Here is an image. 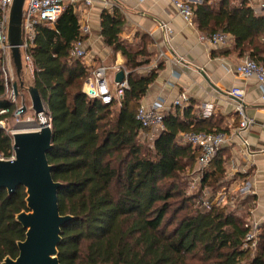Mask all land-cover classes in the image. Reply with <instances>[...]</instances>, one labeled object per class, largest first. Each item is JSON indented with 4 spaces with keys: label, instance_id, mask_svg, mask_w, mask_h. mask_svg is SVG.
<instances>
[{
    "label": "trees",
    "instance_id": "16d2710c",
    "mask_svg": "<svg viewBox=\"0 0 264 264\" xmlns=\"http://www.w3.org/2000/svg\"><path fill=\"white\" fill-rule=\"evenodd\" d=\"M189 5L192 22L202 33L229 34L240 56L264 66V13L255 14L247 0ZM123 26L118 9L102 11L100 35L125 59L127 69L122 95L104 104L82 91L89 69L82 58L70 55L74 43L84 40L73 7H65L52 25H36L31 83L45 104L51 128L47 160L53 180L62 184L59 212L73 217L61 228L59 262L264 264V224L255 228L253 247L246 241L252 227L238 214L250 196L237 202L228 194L225 204L214 203L222 182L228 183L223 188L229 186L223 146L201 173L196 193L186 192L185 180L196 168L200 150L182 135L226 129L190 118V105L175 106L163 114V131L152 141L142 137L148 129L136 119L137 108L162 63L141 74L138 68L150 57L149 40L141 36L136 46L125 42L120 36ZM5 62L0 52V110H7L0 114L2 121L11 119L16 108L7 93ZM12 155L11 133L0 126V157ZM203 190L208 191V209L202 204ZM25 199L23 186L12 194L0 189V264L5 257H17V242L25 238V229L16 221V215L27 210Z\"/></svg>",
    "mask_w": 264,
    "mask_h": 264
},
{
    "label": "crops",
    "instance_id": "0c3cea01",
    "mask_svg": "<svg viewBox=\"0 0 264 264\" xmlns=\"http://www.w3.org/2000/svg\"><path fill=\"white\" fill-rule=\"evenodd\" d=\"M188 1L200 4L203 0ZM262 1L247 0L257 15L264 13ZM72 7L84 35L86 54L82 60L89 69V76L94 69L106 67L107 80L114 87L115 74L119 70L127 74L125 59L120 53L112 52L100 35L101 13L113 7L124 18L120 34L122 40L134 46L141 36L149 40L147 48L150 57L147 63L138 68L141 74L155 69L156 55L165 53V57L157 62V65L162 63V67L157 70L154 82L140 103L160 101L163 111L167 112L174 109L173 101L184 92L188 101L181 107L191 106L190 118L207 119L211 124L217 123L225 128V133L231 136L223 145L229 161L225 173L229 186L218 193L226 191L232 198H236L239 193V200L249 199L250 196L245 206L249 208L251 221L264 224L263 92L254 78L244 79L236 74L235 67L244 56L234 49L233 38L227 34L226 43L219 46L202 40V36L208 35L202 33L195 24L186 23L176 12L171 0H91L90 4H86L85 0H77ZM161 23L173 30L168 41L160 28ZM87 81H84L86 88L90 85V81ZM232 87L243 89L244 96L239 103L245 114L255 121L242 133L248 146L243 145L235 135L240 118L236 111L237 100L229 93Z\"/></svg>",
    "mask_w": 264,
    "mask_h": 264
},
{
    "label": "built area",
    "instance_id": "2783aa9c",
    "mask_svg": "<svg viewBox=\"0 0 264 264\" xmlns=\"http://www.w3.org/2000/svg\"><path fill=\"white\" fill-rule=\"evenodd\" d=\"M77 0H25L23 7V15L21 22V45H20V53H21V61L22 67L30 72L33 75L34 66L32 62V58L30 55V49L33 45L34 38L36 35V25L38 24H47L52 25L58 18V16L62 13L65 7L73 6ZM176 12L182 17V19L189 24H193L192 22V9L189 5L188 0H171ZM12 0H0V52L5 57V65L3 68V72L5 75V84L7 87V91L10 90V100H15V94L12 87L13 83V73L9 66H11V60L8 62V54H10V47L7 41V26H8V15L11 6ZM86 4H90L91 0H85ZM261 7H264V0L261 3ZM160 28L164 31L166 36V41H168L172 37V28L167 24L161 23ZM81 29V28H80ZM82 33V32H81ZM228 35L223 32H216L212 35L202 36L201 39H206L210 44L214 46L223 45L226 43ZM86 54L85 48V40L79 39L77 40L70 50V55L75 58H84ZM165 57L164 52H160L156 55L155 67L157 66V62ZM106 67L100 66L94 69L91 72V75L85 80L87 82L90 81V85L85 87V82L83 83L82 91L90 98H98L104 104H108L112 101L113 97L119 98L123 89L127 87V82L124 80L122 83H115L114 87H111L109 81L106 77ZM235 72L237 75L244 79L254 78L262 88L264 98V66L256 63L249 57H244L235 67ZM263 86V87H262ZM229 93L237 100L236 102V111L239 115L240 121L237 130L235 131V135L238 136L243 143V145L248 146V141L242 137V133L247 130L250 126L255 124L253 118L248 117L245 114L243 106L239 103L244 96L243 89L239 87H232ZM188 101L187 95L182 92L180 93L176 99L173 101V105L175 106H183ZM160 101H154L150 104L140 103L137 112L136 119L141 123L142 127L148 129V131L143 134V138H146L148 141H152L153 138L164 130L163 124V107ZM20 109H16V113L19 112ZM7 110H0V114L6 113ZM30 118L27 119V129L25 130H33L35 127L40 125L41 123L49 124V119L45 116L44 113H40L36 115V122L31 123ZM3 125V121L0 120V126ZM3 127V126H2ZM183 139L189 142L194 148L200 150V156L197 161L196 168L191 172L189 178L191 187L197 189L199 181L201 179V173L207 169L210 161L216 155L217 151L220 147H222L225 143L231 139V136L227 135L224 132H195V133H186L182 135ZM13 155L9 158L11 159ZM1 158V157H0ZM202 197L204 198L202 201L203 206L207 209L210 207V202L206 199V195L208 194L207 190H203L201 192ZM227 202V192L222 191L220 194H217L215 197V204H225ZM251 225L252 230L246 235V241L250 242L251 246L256 245V230L255 228L258 226V223L249 221L247 223ZM246 226V224H245Z\"/></svg>",
    "mask_w": 264,
    "mask_h": 264
},
{
    "label": "water",
    "instance_id": "95a60500",
    "mask_svg": "<svg viewBox=\"0 0 264 264\" xmlns=\"http://www.w3.org/2000/svg\"><path fill=\"white\" fill-rule=\"evenodd\" d=\"M24 3L25 0H12L8 15L7 41L17 77L22 70L19 47ZM125 76V72L119 70L114 76L115 83H122ZM22 85L21 81L18 85L13 82L14 92ZM27 91L34 114L44 113L45 104L37 89L30 86ZM11 136L13 157L0 158V189L12 194L19 186L24 187L27 210L18 213L16 221L25 229V238L17 242V257H5L1 264H61L57 258L61 228L73 217L61 215L58 208V191L62 184L53 180L52 166L47 160L52 147L51 128L45 122L37 130L15 131Z\"/></svg>",
    "mask_w": 264,
    "mask_h": 264
},
{
    "label": "rangeland",
    "instance_id": "374dc122",
    "mask_svg": "<svg viewBox=\"0 0 264 264\" xmlns=\"http://www.w3.org/2000/svg\"><path fill=\"white\" fill-rule=\"evenodd\" d=\"M24 7V6H23ZM8 62L9 60H11V54H8ZM110 61V59H109ZM82 63H84V60L81 61ZM85 65V64H84ZM12 73H13V82H17V85L18 83L21 81L23 83L22 86H18L17 88V92L15 94V100L14 103L16 104V108L13 112V117L11 119H9L8 121H3V127H5L7 129L8 132H10L11 134L15 131H22V130H25L27 129V119L28 117L31 119L30 122L31 123H35L36 122V115L34 114V112L31 110V102H30V97H29V94H28V91L27 89L32 86V75L30 74V72L28 70H26L24 68V66L22 67V70H21V73H20V78L17 77L15 74V68L12 64V60H11V66H9ZM108 78H109V75H108ZM13 84V83H12ZM13 87V86H12ZM112 87V86H111ZM83 88V87H82ZM14 90V89H13ZM8 93V97H10V90L7 91ZM20 94V95H19ZM19 95V97H18ZM18 97V98H17ZM12 101V100H11ZM24 107L25 108V112L21 113V108ZM16 109H20L19 112L20 113H16ZM191 175V173H188L187 177H186V183H187V186H186V192L187 194H194L196 193L197 189L191 187L190 185V180L191 178H189V176ZM222 188L227 186L228 183L226 181H223L222 182ZM222 188L220 187L218 189V191L215 193V197H217V194L219 191L222 190ZM241 194H237L236 196V201H240L239 200V196ZM217 205V204H216ZM238 214L241 216V217H245V219L247 221H251V214L249 212V208H240ZM259 225V224H258Z\"/></svg>",
    "mask_w": 264,
    "mask_h": 264
},
{
    "label": "bare ground",
    "instance_id": "6f19581e",
    "mask_svg": "<svg viewBox=\"0 0 264 264\" xmlns=\"http://www.w3.org/2000/svg\"><path fill=\"white\" fill-rule=\"evenodd\" d=\"M87 87H88V85H87ZM37 129H39V125L37 127H35L33 130H37Z\"/></svg>",
    "mask_w": 264,
    "mask_h": 264
}]
</instances>
